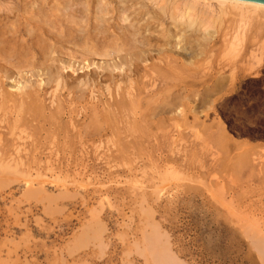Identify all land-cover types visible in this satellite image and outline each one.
<instances>
[{"label": "rangeland", "instance_id": "1", "mask_svg": "<svg viewBox=\"0 0 264 264\" xmlns=\"http://www.w3.org/2000/svg\"><path fill=\"white\" fill-rule=\"evenodd\" d=\"M216 14L200 72L169 80L185 121L167 115L125 157L104 137L9 159L25 164L0 170V264H264V15Z\"/></svg>", "mask_w": 264, "mask_h": 264}, {"label": "bare ground", "instance_id": "2", "mask_svg": "<svg viewBox=\"0 0 264 264\" xmlns=\"http://www.w3.org/2000/svg\"><path fill=\"white\" fill-rule=\"evenodd\" d=\"M217 12L244 20L264 15V6L229 0H0V170L23 166L9 159L26 148L72 155L87 151L84 142L104 137H116L107 151L125 157L140 152L139 142L167 115L185 121L183 91L169 80L200 72L199 63L212 51ZM227 79L207 81L200 102L208 104L228 88ZM263 242L258 251H264Z\"/></svg>", "mask_w": 264, "mask_h": 264}, {"label": "water", "instance_id": "3", "mask_svg": "<svg viewBox=\"0 0 264 264\" xmlns=\"http://www.w3.org/2000/svg\"><path fill=\"white\" fill-rule=\"evenodd\" d=\"M229 1H236V2H243V3H251L264 6V0H229Z\"/></svg>", "mask_w": 264, "mask_h": 264}]
</instances>
